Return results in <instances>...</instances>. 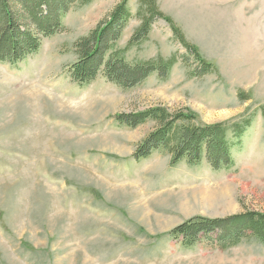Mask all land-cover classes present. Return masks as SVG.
<instances>
[{
	"label": "rangeland",
	"instance_id": "1",
	"mask_svg": "<svg viewBox=\"0 0 264 264\" xmlns=\"http://www.w3.org/2000/svg\"><path fill=\"white\" fill-rule=\"evenodd\" d=\"M121 1L76 2L61 31L38 36L36 53L15 66L0 61V264H264L254 237L223 249L225 230L191 247L170 235L191 219L264 214V0H157L215 73L203 74L158 20L125 58L180 57L167 79L123 89L101 74L79 86L68 73L75 45ZM128 6L118 49L141 24L138 0ZM154 108L197 126H236L230 165L173 164L161 149L135 160L157 122L132 128L117 118Z\"/></svg>",
	"mask_w": 264,
	"mask_h": 264
},
{
	"label": "trees",
	"instance_id": "2",
	"mask_svg": "<svg viewBox=\"0 0 264 264\" xmlns=\"http://www.w3.org/2000/svg\"><path fill=\"white\" fill-rule=\"evenodd\" d=\"M93 1L0 0V61L15 66L36 53L40 47L38 36L49 38L61 31L62 15L74 3L87 5ZM129 1L122 0L94 31L76 43L78 60L68 71L76 84L90 85L101 74L109 82L123 89L134 88L155 74L167 79L172 69L180 62V57H158L134 64L125 58L130 48L148 39L152 26L158 20L167 23L175 38L201 65L203 74L216 72V67L200 54L199 48L185 39L174 20L159 9L157 0H138L137 18L141 24L127 48L118 49L117 44L122 32L133 17L128 6ZM117 120L132 128L147 121L157 122L158 126L154 132L138 146L134 154L137 161L146 159L151 152L161 149L172 156L173 164L186 159L190 167H196L206 159L214 169L219 170L231 163L232 139L228 138L229 131L235 132V138L240 136L236 126H197L193 124V116L184 112L171 114L165 108H154L137 115L118 116ZM231 226L236 229H231ZM220 230H225L219 233L220 241L228 243L221 246L223 249L239 244L246 237H254L264 243V214L255 212L223 220L191 219L176 227L170 235L182 238V244L191 247L198 241L199 235Z\"/></svg>",
	"mask_w": 264,
	"mask_h": 264
},
{
	"label": "bare ground",
	"instance_id": "3",
	"mask_svg": "<svg viewBox=\"0 0 264 264\" xmlns=\"http://www.w3.org/2000/svg\"><path fill=\"white\" fill-rule=\"evenodd\" d=\"M44 85V84H43Z\"/></svg>",
	"mask_w": 264,
	"mask_h": 264
}]
</instances>
